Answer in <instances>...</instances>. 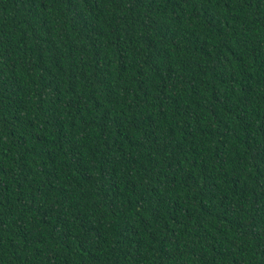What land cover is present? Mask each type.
I'll return each mask as SVG.
<instances>
[{"label":"trees","instance_id":"obj_1","mask_svg":"<svg viewBox=\"0 0 264 264\" xmlns=\"http://www.w3.org/2000/svg\"><path fill=\"white\" fill-rule=\"evenodd\" d=\"M0 264H264V0H0Z\"/></svg>","mask_w":264,"mask_h":264}]
</instances>
